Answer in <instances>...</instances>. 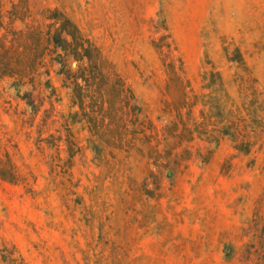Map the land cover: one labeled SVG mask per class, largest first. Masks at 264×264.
<instances>
[{"label":"rangeland","instance_id":"374dc122","mask_svg":"<svg viewBox=\"0 0 264 264\" xmlns=\"http://www.w3.org/2000/svg\"><path fill=\"white\" fill-rule=\"evenodd\" d=\"M56 12L90 62L47 42ZM0 16V257L264 264V120L247 155L172 127L209 115L176 102L209 94L208 71L232 98L252 79L264 101V0H0Z\"/></svg>","mask_w":264,"mask_h":264},{"label":"trees","instance_id":"16d2710c","mask_svg":"<svg viewBox=\"0 0 264 264\" xmlns=\"http://www.w3.org/2000/svg\"><path fill=\"white\" fill-rule=\"evenodd\" d=\"M48 20L53 21L56 27L51 33H47V42L53 48L62 51L71 56L73 61L83 63L91 61V52L94 51L90 45L79 35L77 29L69 20L62 15L53 13ZM2 20L0 16V29L2 28ZM3 39H5L3 37ZM238 58V59H237ZM231 62H237L243 66L242 59L237 55ZM10 49L4 44L2 37L0 38V69H10ZM81 69H77L79 72ZM96 71V69H95ZM1 76L9 77V73L0 72ZM67 80L73 79V85L79 87L78 80L87 83L91 80L90 75H65ZM240 80V88L237 89V98H232L224 89V83L217 71H208L202 77L204 82L202 88L209 91V94H201L192 96L190 99L185 96L184 92L178 97L177 105L187 108V119H191V109L196 105L209 107V115L201 109L199 111L200 121H192L190 125L183 120L180 113H177L176 122L172 127L180 128L178 134H174L182 138V140L190 141L194 138L206 142L217 143L222 137L229 138L233 147L239 153L247 155L251 152L254 142L252 135L256 133L257 125L264 120V101L257 89L252 88V79L237 77ZM189 102H187L185 100ZM180 125V126H179ZM176 130H170L175 132ZM1 260L8 264H19L11 254L1 256Z\"/></svg>","mask_w":264,"mask_h":264}]
</instances>
